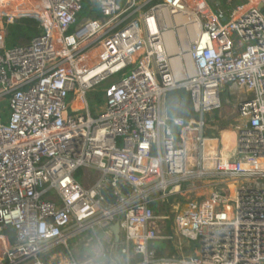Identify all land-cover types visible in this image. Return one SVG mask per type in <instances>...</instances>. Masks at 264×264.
Instances as JSON below:
<instances>
[{
	"label": "built area",
	"instance_id": "obj_1",
	"mask_svg": "<svg viewBox=\"0 0 264 264\" xmlns=\"http://www.w3.org/2000/svg\"><path fill=\"white\" fill-rule=\"evenodd\" d=\"M84 1L0 0V264H264V0H91L101 17L76 24ZM24 17L39 34L8 48ZM102 84L93 116L87 94ZM226 85L239 123L225 161L206 113ZM176 89L197 118L162 110Z\"/></svg>",
	"mask_w": 264,
	"mask_h": 264
},
{
	"label": "rangeland",
	"instance_id": "obj_2",
	"mask_svg": "<svg viewBox=\"0 0 264 264\" xmlns=\"http://www.w3.org/2000/svg\"><path fill=\"white\" fill-rule=\"evenodd\" d=\"M118 1L122 6L125 7V0H118ZM213 1L214 2L221 1V4L218 5L219 8L222 10H227V9H231L235 5L244 3L246 0H213ZM84 6H85L84 10L80 12L76 24L83 21V19L94 17L90 14L91 12H93V13L95 12V14H99L101 17L100 6L98 3L91 2V0H85ZM37 30H39V28H37ZM7 31H8L9 37H10V41H8L6 44V46L8 48H12V47L21 45L23 43H28L35 35L32 32L31 27L29 26L28 22L22 18L19 19L18 22H15L14 24L8 25ZM104 86H105V84H102V85L92 89L87 94V100H88L89 108H90L93 116H98L103 111V109L105 108V99L103 96ZM73 98H74L73 94H71L68 97V99H67L68 105L71 104ZM221 99H222V104H223L222 109L206 113L208 121H210V118H212V117L218 121L216 124L213 123V125H217V128H210V129L206 128V135L209 137H220V135H221L220 140L222 139L223 141H225L227 139V141H231V142L233 141L234 142L235 141V133L232 132L231 130L234 131L233 128H234L235 124L239 123V116L234 115L232 113L234 110V105H235L236 99H237L235 87H233L231 85H226L224 88H222L221 89ZM0 110L5 111L4 121L6 122L7 121V114L9 112V104H8L7 100H3L0 102ZM162 110L163 111L170 110L171 112H173L175 114H181V115L185 116L186 118H188L191 115V113H193V111L191 113L188 111H185L181 102H179L177 99H175L174 96L170 94V92L163 99ZM193 116H195V118L198 117L194 113H193ZM86 171H88V173L92 176V178H88L85 180L83 179V182L86 185H89V184L93 183L95 178H96V171L95 170H93V169L92 170H86L85 168H80L75 173V176L78 180L81 181ZM212 180L213 181H208V180H201L200 181V184L204 185L203 189L201 190L204 192V194H209L211 192V188L215 187V185H211V182L219 181L221 179L214 178ZM244 182L245 181H241V184H243ZM239 184H240V182L238 183V185ZM238 185H236V186H238ZM223 186L225 187V185H223ZM217 187H215V188H217ZM206 188H208V190H205ZM234 188H235V185H230V189H234ZM198 195H200V194L199 193L194 194L193 198L197 197ZM170 200H172V198ZM164 232H165L164 229H162L161 235ZM100 234H101V232H100ZM159 241H162V240H159ZM76 243H77V239L69 241L70 249L75 253V255H76V246H75ZM159 246L163 250L164 253H169L171 251V249L169 247L170 244L168 242L162 241V242H160ZM80 249H82V248L80 247ZM94 249L97 250V247L95 246ZM82 250L83 251L85 250L86 252L88 251V253H89L90 248H86V249H82ZM59 251L62 252V251H64V249L62 247L55 248L53 250V253L59 252ZM64 253H65V255L68 256V253H66V251H64ZM90 253H91L90 254L91 257H93L95 255V253H94V255H92L93 252H90ZM85 254L87 255V253L84 252V254H82L80 256V259H86V258L90 257L88 255L85 256ZM40 258L43 261L48 260L49 262H52L53 264H57L59 261H61V259L57 256L56 257L54 256V258H52V257L40 255ZM99 260H100L99 261L100 264H105V263L106 264H115L114 257L101 258Z\"/></svg>",
	"mask_w": 264,
	"mask_h": 264
},
{
	"label": "trees",
	"instance_id": "obj_3",
	"mask_svg": "<svg viewBox=\"0 0 264 264\" xmlns=\"http://www.w3.org/2000/svg\"><path fill=\"white\" fill-rule=\"evenodd\" d=\"M90 14L92 16H94V18H99L100 17V15L99 14H95V12L94 13L91 12ZM22 19H24L25 21L28 22L29 26L31 27L32 32L35 34L34 36L39 34L40 31L37 30L38 21L35 18L24 17ZM8 41H10L9 34H8V37H7V42ZM170 94L173 95L174 98L177 99L179 102H181V104L183 105L185 111H188L190 113L193 111L192 99H191V95H190V93L188 91H186L185 89H176V90L170 91ZM0 111H2L3 115H5V111H3V110H0ZM124 189H125L126 192L129 190L127 186H125ZM109 200L112 201L113 198L110 197Z\"/></svg>",
	"mask_w": 264,
	"mask_h": 264
},
{
	"label": "bare ground",
	"instance_id": "obj_4",
	"mask_svg": "<svg viewBox=\"0 0 264 264\" xmlns=\"http://www.w3.org/2000/svg\"><path fill=\"white\" fill-rule=\"evenodd\" d=\"M83 105L81 98H78L75 102H74V108H81ZM232 132L235 133V131L231 130ZM226 139V138H225ZM235 139H236V133H235ZM220 142H222V154H223V159L226 161L229 157V153L231 150H233V148L235 147V141L231 142V141H227V139L225 141H223L222 139L220 140ZM219 146V140L218 139H208L207 143H206V151H215L218 149ZM212 151V152H213ZM231 185H235L233 182L231 183ZM234 189H231V193L232 195H234ZM201 195H198L197 197H195L194 199H198L200 198Z\"/></svg>",
	"mask_w": 264,
	"mask_h": 264
},
{
	"label": "water",
	"instance_id": "obj_5",
	"mask_svg": "<svg viewBox=\"0 0 264 264\" xmlns=\"http://www.w3.org/2000/svg\"><path fill=\"white\" fill-rule=\"evenodd\" d=\"M217 4H220V2H218ZM112 230L114 232V236H115V241L118 242L120 239V235H119V224L116 222L114 225H112Z\"/></svg>",
	"mask_w": 264,
	"mask_h": 264
},
{
	"label": "crops",
	"instance_id": "obj_6",
	"mask_svg": "<svg viewBox=\"0 0 264 264\" xmlns=\"http://www.w3.org/2000/svg\"><path fill=\"white\" fill-rule=\"evenodd\" d=\"M233 114H234V110H233V112H232Z\"/></svg>",
	"mask_w": 264,
	"mask_h": 264
}]
</instances>
